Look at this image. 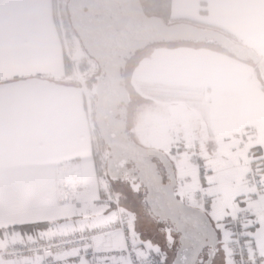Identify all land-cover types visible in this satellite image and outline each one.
I'll use <instances>...</instances> for the list:
<instances>
[{"label":"crops","instance_id":"crops-1","mask_svg":"<svg viewBox=\"0 0 264 264\" xmlns=\"http://www.w3.org/2000/svg\"><path fill=\"white\" fill-rule=\"evenodd\" d=\"M170 16L221 30L264 58V0H170ZM176 43L153 44L132 62L131 101L147 108L144 125H129L138 108L128 109L127 128L168 154L183 190L188 171L264 144V84L250 59ZM68 56L54 0H0V193L27 194L18 211L52 222L39 227L109 205L148 209L142 190L135 197L127 181L109 178L93 83L73 62L67 73Z\"/></svg>","mask_w":264,"mask_h":264},{"label":"snow or ice","instance_id":"snow-or-ice-1","mask_svg":"<svg viewBox=\"0 0 264 264\" xmlns=\"http://www.w3.org/2000/svg\"><path fill=\"white\" fill-rule=\"evenodd\" d=\"M27 198L0 193V264H264V144L188 171L147 210L109 205L39 227L52 222L23 218Z\"/></svg>","mask_w":264,"mask_h":264},{"label":"water","instance_id":"water-1","mask_svg":"<svg viewBox=\"0 0 264 264\" xmlns=\"http://www.w3.org/2000/svg\"><path fill=\"white\" fill-rule=\"evenodd\" d=\"M67 8L83 48L100 67L92 91L95 123L107 147V174L114 181L140 186L149 208L162 191L182 190L168 154L137 143L128 131L131 95L124 76L128 60L139 49L157 42L217 43L237 58L253 61L264 84V58L221 30L188 21L168 23L159 15H149L142 0H68Z\"/></svg>","mask_w":264,"mask_h":264},{"label":"rangeland","instance_id":"rangeland-1","mask_svg":"<svg viewBox=\"0 0 264 264\" xmlns=\"http://www.w3.org/2000/svg\"><path fill=\"white\" fill-rule=\"evenodd\" d=\"M144 1V0H142ZM171 42H177L176 44H194L196 46H203V47H208V48H213L211 46H214L216 48H220V50H223L225 52H228L227 50H225L224 48L220 47V45H218L217 43H207V42H198V41H190V40H177V41H171ZM164 43V42H162ZM153 44H161V42H157V43H153ZM153 44H149L147 45L145 48H142V49H139L135 55L129 60V63L127 64V67H126V74H125V81L126 83H128V76H129V73H130V70H131V66H132V62L133 61H136L137 58L141 55V53L149 48V46H152ZM67 48H68V51H69V54H70V57H71V60L73 62V65H74V70H75V73L80 75L84 80L88 81V84L89 83H94L96 81V76L100 73V70H99V65L97 64L96 60L93 59L91 56H89V54L86 52V50L83 48L82 44H81V41L76 38V45L74 47V49L72 50L71 49V45L69 43H67ZM82 59H85L87 60V62L89 63V67L86 71H81L79 69V66L78 64L80 63V61ZM253 62V61H251ZM127 85V84H126ZM138 108V110L136 111L135 115L137 119H135V117H131L130 116V119L128 120V123L129 125L135 123V120H138L140 119L138 122L141 124L140 125H144L142 120H143V114H144V111L145 109L147 108V105L144 104V102L142 103H139V104H135V102L132 100L130 101L129 105H128V109L129 111H133V109L136 110V107ZM131 111V112H132ZM130 112V113H131ZM132 114V113H131ZM134 119V120H133ZM133 120V121H132ZM137 122V124H138ZM137 143L144 145V143L142 144L141 143V140H139L138 138L134 137V136H131ZM145 147H148V146H145ZM131 188L130 189L133 193H135V197H137L138 195L136 193H138L140 190H142V188L140 186H135L133 187L131 184H130ZM120 188V187H119ZM142 195V194H141ZM122 197L123 198H129L126 194L122 193ZM147 207V205H146Z\"/></svg>","mask_w":264,"mask_h":264},{"label":"trees","instance_id":"trees-1","mask_svg":"<svg viewBox=\"0 0 264 264\" xmlns=\"http://www.w3.org/2000/svg\"><path fill=\"white\" fill-rule=\"evenodd\" d=\"M54 1H55L57 20L59 22L63 38L66 43H69L71 45V49L73 50L76 45V38L79 39V37L76 31L73 29L71 21H70V16H69L68 8H67L68 0H54ZM142 2H143V6L147 14L159 15L168 23L174 22V19L171 18L170 16V0H144ZM129 60H128V63H129ZM67 61H68L67 73H71L73 72V66H72V61L69 58V56L67 57ZM78 66L81 71H86L89 67V63L87 62V60L82 59L80 63L78 64ZM99 70H100V67H99ZM126 71L127 70H125V74H126ZM94 97L96 99L95 94H94Z\"/></svg>","mask_w":264,"mask_h":264},{"label":"flooded vegetation","instance_id":"flooded-vegetation-1","mask_svg":"<svg viewBox=\"0 0 264 264\" xmlns=\"http://www.w3.org/2000/svg\"><path fill=\"white\" fill-rule=\"evenodd\" d=\"M129 183V182H128Z\"/></svg>","mask_w":264,"mask_h":264}]
</instances>
